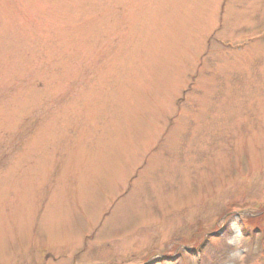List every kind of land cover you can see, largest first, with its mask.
I'll use <instances>...</instances> for the list:
<instances>
[{"label":"rangeland","instance_id":"374dc122","mask_svg":"<svg viewBox=\"0 0 264 264\" xmlns=\"http://www.w3.org/2000/svg\"><path fill=\"white\" fill-rule=\"evenodd\" d=\"M0 264H264V0H0Z\"/></svg>","mask_w":264,"mask_h":264}]
</instances>
